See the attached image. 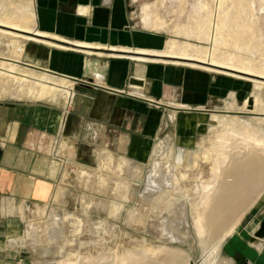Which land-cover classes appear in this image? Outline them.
<instances>
[{
  "label": "rangeland",
  "instance_id": "374dc122",
  "mask_svg": "<svg viewBox=\"0 0 264 264\" xmlns=\"http://www.w3.org/2000/svg\"><path fill=\"white\" fill-rule=\"evenodd\" d=\"M72 1L56 6L63 12L70 11L75 5ZM158 1L161 0H117L114 6L119 25L108 31L105 24L96 23L99 21L94 24L101 26L95 28L83 21H77L75 26L66 21L62 28L45 29L51 32L48 33L41 30L37 20L35 0H0V24L12 27H0V64H4L0 65V73L37 77L56 89L50 100L47 94H30L26 81L17 97L8 96L0 86V110L19 103L60 105L56 131L44 148L50 165H55L50 172L53 180L48 196L42 202L25 206L5 204L8 214L18 213L22 222L18 229L17 220H12L9 233L6 220L1 221L0 264H54L66 257L68 252L56 232L66 234L67 220L106 229L117 243L125 244L132 252L131 264H238L224 248L240 233H245L246 242H253L250 230L257 221L256 211L264 204V185L254 206L242 217L237 232L204 244L199 240L206 234L197 235L191 221L181 216V189L160 180L157 184L148 181L158 162L198 155L196 137L204 136L218 121L245 120L264 132L263 76L218 68L211 64L210 55L200 59L168 53L166 40H187L174 33V24L194 22L191 6L195 0H188L183 11L178 0H162V4ZM201 1L215 11L216 0ZM262 3L264 0H254L253 6L257 9ZM144 4L158 12L165 21L163 27L143 28L139 13ZM80 7L79 12L88 11V7ZM28 10L33 21L27 23V32L16 31L21 28L6 23V14L26 16ZM260 29V40L264 42L263 21ZM87 36L106 46L79 41ZM15 41H22L21 52L15 50ZM189 42L211 48L209 42ZM111 44L122 46H107ZM90 58L107 61L105 77V62L96 61L102 73L100 79L85 73V62ZM253 59H260L258 53ZM137 77L142 84L132 85ZM65 87L69 88L70 97L63 91ZM229 144L227 151L240 150V144ZM1 145L4 141L0 135ZM83 172L90 177L86 185ZM100 179L103 184L98 186ZM60 188L63 194L55 201L53 195ZM117 203L122 208L115 218L110 210ZM38 208H43L44 214ZM139 214L141 220L128 223L130 216ZM33 228L35 233L30 234ZM43 233L46 241L40 242L37 236ZM12 239L18 240V245L10 246ZM21 239L25 241L21 243ZM140 240L148 250L143 251L137 243ZM234 253L238 255L237 251ZM112 257L107 253L100 262L119 261Z\"/></svg>",
  "mask_w": 264,
  "mask_h": 264
},
{
  "label": "bare ground",
  "instance_id": "6f19581e",
  "mask_svg": "<svg viewBox=\"0 0 264 264\" xmlns=\"http://www.w3.org/2000/svg\"><path fill=\"white\" fill-rule=\"evenodd\" d=\"M187 1L178 0L182 11ZM216 1L214 12L201 0L193 2L191 12L194 22L174 24V33L177 36H184L187 40L184 42L176 39L166 40L167 52L200 59L210 55L211 64L218 68L244 74H259L264 78V42L260 40L262 38L260 22L264 23V3L255 9L254 0ZM158 2L162 4V0ZM258 11L262 12V16ZM5 19L7 24L21 28L16 31L27 32L25 31L28 29L27 23L33 21V14L28 10L26 16L6 14ZM139 20L147 30H156L165 25L158 12L152 10L148 4L140 7ZM0 27L12 28L3 24H0ZM193 39L209 42L211 48L189 42ZM14 48L17 52L22 50L24 48L22 41H15ZM256 53L260 57L257 62L253 59ZM85 70L94 74L96 79L101 78L102 73L98 70L96 61L86 60ZM26 77L24 74L14 76L2 72L0 86L8 96L17 97L23 92V84L26 81L25 85L30 94H47L50 100L54 98L55 88H49L37 77L30 79ZM140 79L137 77L132 85L139 86L142 82ZM63 91L70 97L69 88L65 87ZM216 124L204 136L196 137L198 155L188 157L189 159L177 157L170 162L162 160L151 170L149 180L147 179L155 184L160 180L170 184L174 189H181L184 203L181 216L191 221L192 229L197 235L206 234V238L199 240L204 244L237 232L242 217L258 200L264 185V132L253 128L245 120L225 123L218 121ZM246 139L252 142L248 143ZM230 141L233 144H240L238 152L226 150L231 146ZM87 182L85 179L84 185ZM98 183V186H101L103 180L100 179ZM62 194L63 189H57L53 199L58 201ZM86 205H89V201ZM115 205L116 207L110 210V215L117 218L122 206L118 203ZM7 208L3 204V212L6 214L9 212ZM38 211L44 214L43 208H38ZM140 217V214L130 216L128 223L139 221ZM66 222L68 224L66 234L62 235V232L57 230L56 237L61 240L62 248L68 253L54 264H102L100 261L106 259L107 253L118 257L119 261L113 264H131L129 262L132 252L125 244L117 243L115 238L107 234L106 229L84 227L79 222L68 220ZM33 233L34 228L30 234ZM251 233L253 241L251 244L258 246V243L264 241V233L259 227L253 228ZM37 237L40 242L46 241L44 233ZM37 237H32L34 244ZM24 241L21 239L20 242ZM18 243V240L12 239L10 246L14 247ZM137 243L141 245L143 251L149 249L144 241L140 240Z\"/></svg>",
  "mask_w": 264,
  "mask_h": 264
},
{
  "label": "crops",
  "instance_id": "0c3cea01",
  "mask_svg": "<svg viewBox=\"0 0 264 264\" xmlns=\"http://www.w3.org/2000/svg\"><path fill=\"white\" fill-rule=\"evenodd\" d=\"M68 1L35 0L37 20L42 27V31H45V29L50 30L57 26L62 28L66 25V21H70L72 26H75L77 21L78 23L83 21L89 23V27L92 26L94 28L101 26L94 24L95 21H99L96 23L100 24L101 22L103 26L105 24L107 31L108 28L110 30L113 26L119 25L117 21V17H119L117 6H114L117 0H73L72 2L75 5L69 8L70 11L65 12L59 10L58 6H56L59 2ZM80 6L88 7V11L86 13L79 12ZM121 25H124L123 21ZM88 39L87 36L86 40L79 41L106 46V44L101 42ZM107 46L122 45L111 44ZM95 61L98 62L97 59ZM99 62L102 64L105 62L106 64V67L103 68L105 77L108 67L107 61ZM101 63L99 67H102ZM86 72L89 71L85 70ZM59 116L60 105L51 106L37 102L29 104L19 103L3 107L0 110V123L2 126L0 135L4 141V145L0 146V223L2 220H6L5 225L9 233H11L10 222L17 220L19 229L22 219L16 212L12 214L4 213L3 204L7 205L8 202H12L14 206L20 203L25 206L30 202H42L48 196L51 180H53L50 172L54 171L55 165H50L49 154L44 148L46 147V140L56 131ZM63 146H65V143H63ZM89 178L87 172L82 173L83 183L85 179ZM256 213L255 219L257 221H255V227L253 228L260 227L264 222V204H261L260 209ZM252 229L250 230L251 232ZM251 232L250 234L252 235ZM245 236V233H240L234 237L232 242L227 245V248H224L225 251L232 253L235 259L233 262L237 261L238 264H264V241L256 246L251 244V242H246ZM235 251L238 252L236 256Z\"/></svg>",
  "mask_w": 264,
  "mask_h": 264
},
{
  "label": "water",
  "instance_id": "95a60500",
  "mask_svg": "<svg viewBox=\"0 0 264 264\" xmlns=\"http://www.w3.org/2000/svg\"><path fill=\"white\" fill-rule=\"evenodd\" d=\"M260 231L264 233V222L259 227Z\"/></svg>",
  "mask_w": 264,
  "mask_h": 264
}]
</instances>
